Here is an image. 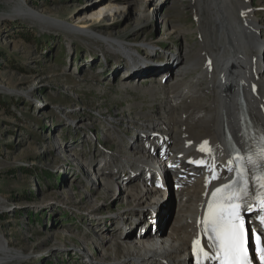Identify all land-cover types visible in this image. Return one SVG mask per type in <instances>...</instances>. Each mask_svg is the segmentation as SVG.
Segmentation results:
<instances>
[{
    "label": "bare ground",
    "instance_id": "bare-ground-1",
    "mask_svg": "<svg viewBox=\"0 0 264 264\" xmlns=\"http://www.w3.org/2000/svg\"><path fill=\"white\" fill-rule=\"evenodd\" d=\"M12 1L11 12L0 18L30 19L59 27L101 43L109 54L122 55L113 69V73L120 70L125 78L118 91L126 96L118 103L128 102L131 97L136 100L125 114L123 111L120 116L110 117L118 143L114 150L103 153L94 173L83 169L86 177L93 175L88 181L89 196L97 195L93 201L112 198L110 203L117 204L123 197L124 209L107 219L113 224L111 227H106V219H90L93 229L103 227L107 235L102 234L98 240L94 231H88L83 238L85 244L80 242L82 246L76 251L87 264H190L192 243L210 192L230 179L227 142L244 154L256 150L257 145L264 146V7L251 5L250 0H194L190 7L196 13V48L186 46L178 52L176 47L177 53L167 52L171 56L153 52L143 57L128 48L124 39L110 37L109 32L101 37L90 31L96 25L103 29L112 27L113 23L106 24L109 14L100 20L103 14L96 10V20L71 26L34 12L22 0ZM148 1L161 9V0ZM140 7L131 13L133 17L129 16L132 35L143 33L156 21V15L153 17ZM173 19L169 16L165 22L161 41L187 34L183 27H171L169 22ZM147 45L154 51V45ZM170 74L173 76L169 82L161 84L162 78ZM138 76L141 79L135 85L131 79ZM162 96L166 98L158 103ZM126 123L131 124L133 131L122 140L128 129L122 133L118 129ZM250 132L257 134L259 140L251 138ZM205 141L207 144L199 149ZM122 145L126 151L121 150ZM73 156L76 161L80 158ZM196 159L205 163L201 178L191 168ZM90 163L92 160L83 167L89 169ZM253 204L252 200L251 207ZM136 211L147 220L128 223L127 217ZM162 220H166L163 227ZM86 240L93 242V250ZM94 256L99 259L94 261ZM19 258L0 238V264ZM253 260L260 264L259 255Z\"/></svg>",
    "mask_w": 264,
    "mask_h": 264
},
{
    "label": "rangeland",
    "instance_id": "rangeland-1",
    "mask_svg": "<svg viewBox=\"0 0 264 264\" xmlns=\"http://www.w3.org/2000/svg\"><path fill=\"white\" fill-rule=\"evenodd\" d=\"M147 1L22 0L34 12L71 26L96 20V10L103 14L100 20L109 14L106 24L115 25L109 29L96 25L90 31L124 39L128 48L143 57L153 52L171 56V52L177 53L176 47L178 52L186 46L196 48V13L190 7L194 0H161V9ZM254 1L250 0L251 5L264 7V0ZM13 6L12 0H0V15L10 13ZM138 7L156 15V21L143 33L132 35L129 16L133 17L131 13ZM169 16L174 18L171 27L187 30L184 38L174 35L160 40ZM259 17L263 19V15ZM147 44L154 45V51ZM106 50L101 43L59 27L30 19L0 18V238L20 256L7 264H87L76 251L84 235L90 230L98 240L107 235L103 224L93 229L89 220L106 219V227H111L107 219L124 209L123 197L117 204L100 195V201H93L97 195L89 196L88 184L93 175L83 173V169L94 173L103 153L118 144L109 124L111 115L125 114L136 102L131 97L118 103L126 96L118 91L125 78L113 69L122 55ZM172 76L163 77L161 84ZM133 79L137 85L141 76ZM126 124L118 129L121 133L128 129L122 140L132 135L131 124ZM121 150L126 151L124 145ZM75 154L80 155L77 161ZM91 160L89 169L84 168ZM138 211L127 217L128 223L147 220ZM165 222L162 220L161 227ZM86 243L93 250V242Z\"/></svg>",
    "mask_w": 264,
    "mask_h": 264
},
{
    "label": "snow or ice",
    "instance_id": "snow-or-ice-1",
    "mask_svg": "<svg viewBox=\"0 0 264 264\" xmlns=\"http://www.w3.org/2000/svg\"><path fill=\"white\" fill-rule=\"evenodd\" d=\"M207 144V141L204 142ZM203 150V148L201 149ZM257 164L251 156L248 163L253 165L251 176L241 160H237V180L231 184L217 187L211 193L207 211L203 218V231L209 236L210 244L219 264H250L245 247L246 230L242 222V213L249 211L253 199L258 201L256 207L261 223H264V153ZM229 168V171H232ZM213 178H216L213 172ZM251 185V186H250ZM193 254L208 257V253L200 246L199 240L193 241ZM260 264H264V248H259ZM197 264H200L199 259Z\"/></svg>",
    "mask_w": 264,
    "mask_h": 264
}]
</instances>
